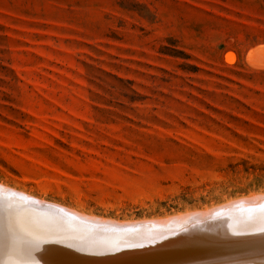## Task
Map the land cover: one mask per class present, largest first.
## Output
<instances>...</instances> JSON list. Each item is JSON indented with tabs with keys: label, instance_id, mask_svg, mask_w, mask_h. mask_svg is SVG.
I'll use <instances>...</instances> for the list:
<instances>
[{
	"label": "rangeland",
	"instance_id": "374dc122",
	"mask_svg": "<svg viewBox=\"0 0 264 264\" xmlns=\"http://www.w3.org/2000/svg\"><path fill=\"white\" fill-rule=\"evenodd\" d=\"M6 190L113 225L264 197V0H0Z\"/></svg>",
	"mask_w": 264,
	"mask_h": 264
},
{
	"label": "bare ground",
	"instance_id": "6f19581e",
	"mask_svg": "<svg viewBox=\"0 0 264 264\" xmlns=\"http://www.w3.org/2000/svg\"><path fill=\"white\" fill-rule=\"evenodd\" d=\"M34 205L50 207L12 191H0V264H264L262 196L208 214L117 225L57 205L69 218ZM31 223L47 229L35 230ZM51 228L57 231L50 232ZM86 228L127 230L129 235L122 239L134 244L123 245L127 249L125 257L115 261L118 256L110 255V250H97L78 242V235ZM165 230L187 233L176 246H169L172 239L162 236ZM64 240L73 248L66 246Z\"/></svg>",
	"mask_w": 264,
	"mask_h": 264
}]
</instances>
